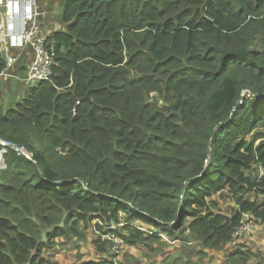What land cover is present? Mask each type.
I'll return each instance as SVG.
<instances>
[{
  "label": "trees",
  "instance_id": "trees-1",
  "mask_svg": "<svg viewBox=\"0 0 264 264\" xmlns=\"http://www.w3.org/2000/svg\"><path fill=\"white\" fill-rule=\"evenodd\" d=\"M60 23L49 80L0 81V139L33 154L0 174V264H63L96 219L162 264H249L232 244L245 212L264 223V0H65ZM94 245L85 264L115 260Z\"/></svg>",
  "mask_w": 264,
  "mask_h": 264
},
{
  "label": "built area",
  "instance_id": "built-area-1",
  "mask_svg": "<svg viewBox=\"0 0 264 264\" xmlns=\"http://www.w3.org/2000/svg\"><path fill=\"white\" fill-rule=\"evenodd\" d=\"M42 13L39 0H0V53L6 60V69L0 73V80L13 78L9 71L18 63L20 52L32 50L31 62L22 81L25 85L49 80L55 62L54 48L50 46L48 37L44 34L40 23ZM8 71V72H7ZM9 148H15L21 154L32 157L33 154L22 146L0 139V174L7 168L6 156ZM261 219L251 213H244L241 224L234 234V242L250 241L249 237L261 228ZM120 225H124L121 221ZM118 225H112L108 233L102 235L103 240L113 242L116 253L115 260L107 264H118V248L124 246V241L113 232Z\"/></svg>",
  "mask_w": 264,
  "mask_h": 264
},
{
  "label": "rangeland",
  "instance_id": "rangeland-1",
  "mask_svg": "<svg viewBox=\"0 0 264 264\" xmlns=\"http://www.w3.org/2000/svg\"><path fill=\"white\" fill-rule=\"evenodd\" d=\"M64 2L65 0H42L41 1V3L45 7L48 6V4H51L50 6L51 9L49 10H52V11L50 14H48L49 17L51 18L47 16L46 21L44 23L46 26H50L51 28L54 29V22L56 20V17L62 13ZM58 25L62 26V24L60 25V22L58 23ZM7 92H9V89H7ZM221 196L222 194L216 195V199L220 202V209L223 213L225 212L229 213L234 208L235 204L233 202L235 201L231 197H230L231 199L230 200L228 198H222ZM97 224H99L100 226H98ZM138 225H142V223H139ZM111 228L112 226L108 228L106 223L102 222L100 219H96L91 225V227L85 232V236H86L85 240H82L76 243V240L74 239L68 243L70 244V246L68 247L57 246L54 250H52V254L55 255V258L57 260L62 261L63 264H85L88 260H91L93 258H94L93 260H95L96 258L99 259V255H101L102 253L97 252V249L94 243L96 240H98L99 237L102 238V235L106 234L105 232H107ZM148 230L149 228L146 231ZM163 238H165L163 242L166 243L167 245V237L163 236ZM77 244L80 247H78ZM133 247H129L124 243V246L118 248V252H119L118 258L120 260H124V258L127 255H130V256H133V258L147 259L146 261H144L143 264H156V263L162 264L163 263L162 261L167 257V252L166 254L163 255L162 250H160V252L158 253L159 255H152L151 253H149L148 249L143 246H137V247L133 246ZM154 247L161 248L162 245L155 242ZM113 252H115L114 249H113ZM210 256L211 257H207L204 259L197 258V261L199 264L201 263L202 264H205V263L220 264V262L217 260L218 253H214L213 257L211 254Z\"/></svg>",
  "mask_w": 264,
  "mask_h": 264
},
{
  "label": "crops",
  "instance_id": "crops-1",
  "mask_svg": "<svg viewBox=\"0 0 264 264\" xmlns=\"http://www.w3.org/2000/svg\"><path fill=\"white\" fill-rule=\"evenodd\" d=\"M41 1L42 0H39L40 11L42 10L41 11L42 15H41V18H40V23H41V26H42V30L45 32L44 34L48 37L53 32V30L55 28L59 29L61 27V26L58 25V23L60 22L61 14L56 17V20L54 22V29L51 28L50 26H46L44 23L46 21L47 16L49 17L48 14H50L51 11H52V10H49V9H51L50 8L51 4H48V6L45 7L41 3ZM49 18H51V17H49ZM60 25H61V23H60ZM24 52L25 51L20 52V58L18 60L19 62L14 66V68H11L10 71H9V73L12 76H15V77L8 78V79L3 78L2 80H0L1 84H2L1 87L4 88L5 90L9 89V93L11 95H12V93L14 91L21 95V93L24 91V88L27 87L22 81H20L22 79V76H20V75H22V74L19 72V68L22 67V66L27 67L29 65V63L31 62V58L32 57L29 59V56L27 55V56H25L22 59V56H23ZM254 236L255 237L252 240L248 241V242L242 240V241H239V243L238 242L235 243L233 241L234 244H232L233 246H236V249L237 248H241L243 254H247L248 251L253 252L255 254L250 259L249 264H259L260 262L264 261V226L261 227L258 230V232H255ZM177 242H180V241H177ZM229 251L230 250L227 248L223 252H211V255L213 257L214 253H218L217 260L220 262V264H227V263H230L232 261V260H230V256L233 254V251H231V252H229ZM228 255H229V258L227 259ZM93 259L88 260L87 262H91V261H93ZM95 260H98V259L96 258ZM195 260L197 261V259H195ZM60 262L62 263V261H60ZM156 264H160V263H156ZM230 264H232V263H230Z\"/></svg>",
  "mask_w": 264,
  "mask_h": 264
},
{
  "label": "clouds",
  "instance_id": "clouds-1",
  "mask_svg": "<svg viewBox=\"0 0 264 264\" xmlns=\"http://www.w3.org/2000/svg\"><path fill=\"white\" fill-rule=\"evenodd\" d=\"M245 213H251V212H245ZM252 214V213H251ZM253 215V214H252ZM260 224H261V227H263L264 226V223H263V221L261 220V222H260Z\"/></svg>",
  "mask_w": 264,
  "mask_h": 264
}]
</instances>
